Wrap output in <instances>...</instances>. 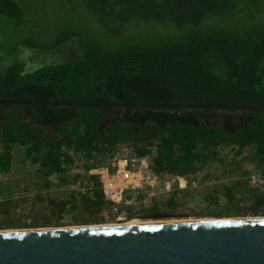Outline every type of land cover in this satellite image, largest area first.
<instances>
[{
    "label": "trees",
    "instance_id": "trees-1",
    "mask_svg": "<svg viewBox=\"0 0 264 264\" xmlns=\"http://www.w3.org/2000/svg\"><path fill=\"white\" fill-rule=\"evenodd\" d=\"M59 1L78 2L105 34L90 37L69 28L46 43L23 39L19 46L42 50L75 40L81 53L33 71L26 70L22 62L0 71V100L65 103L0 105V175L13 176L6 186H0V228L26 227L15 210L29 200L31 206L35 199L45 198L49 215L57 217L56 225L74 210H78L76 215L90 217L74 222L97 223L109 203L95 176L87 173L113 158L121 147L139 157L149 156L155 173L186 181L196 179L207 167L219 168L213 186L206 190L173 187L166 198H154L148 208L129 213L128 221L144 213L184 216L178 213L193 210L189 203L197 198L206 201L205 209L213 207L204 216H264V189L251 188L245 178L248 171L240 165V160L253 164L264 175V109L215 108L264 106V17L254 21L252 11L264 9V0ZM242 5L246 9L239 27L220 25L172 38L128 32L114 43L109 39L126 32L133 21L136 26L171 23L182 32L205 18L234 16ZM0 16L15 26L27 21L16 0H0ZM70 102L173 107L117 108ZM230 113L246 116L241 127H223L222 118ZM108 120L112 122L104 125ZM76 158L92 162L72 175ZM24 162L37 166L33 184L39 188H46L48 178L56 176L58 185L79 183L77 187L84 191L69 189L61 200L46 194L28 196L29 185L23 180L20 190L21 180L12 171ZM41 226L50 227L52 222L47 218Z\"/></svg>",
    "mask_w": 264,
    "mask_h": 264
},
{
    "label": "water",
    "instance_id": "water-1",
    "mask_svg": "<svg viewBox=\"0 0 264 264\" xmlns=\"http://www.w3.org/2000/svg\"><path fill=\"white\" fill-rule=\"evenodd\" d=\"M61 105L56 101L0 100V105ZM68 105L166 109L165 104L79 103ZM188 107H196L189 105ZM206 107V106H197ZM264 109V106H215ZM112 120L104 122L111 123ZM224 128H227L223 124ZM239 128L241 124L229 129ZM160 213L142 215L161 219ZM0 264H264V216L132 226L0 230Z\"/></svg>",
    "mask_w": 264,
    "mask_h": 264
},
{
    "label": "rangeland",
    "instance_id": "rangeland-1",
    "mask_svg": "<svg viewBox=\"0 0 264 264\" xmlns=\"http://www.w3.org/2000/svg\"><path fill=\"white\" fill-rule=\"evenodd\" d=\"M23 8L25 12L26 20L25 24L22 26H15L11 21L6 19L3 16H0V71H3L8 65L15 62H22L24 64V68L28 71H33L43 65L51 64V63H59L63 61H67L68 59L75 58L80 55L81 50L77 45L75 40H72L64 45H61L57 48L53 49H38L31 48L25 46H19L18 43L23 39H33L38 43H46L52 40L58 32L64 29H74L76 32H82L86 36L90 37H104V29L99 24V22L89 14L83 6H81L76 1H68L66 3H61L59 0H16ZM242 10L234 16H226L224 19L222 17H209L205 18V20L199 25H189L182 32L178 31L174 28L171 23H157V22H149V23H140L136 26L135 21L130 22L128 24V28H126V32L124 31L122 34L117 36H109L110 41L113 42L114 39H122L123 37H127L125 34L128 32L130 35H141L144 36H154V38H172L178 35L192 34L201 30H205L208 28H212L220 25H228L230 27H239L241 23H243V13L246 8L244 5L241 6ZM254 14H256L254 21H257L258 18L264 17V9L258 8L256 10H252ZM251 11V12H252ZM260 14V15H258ZM132 25V26H130ZM135 25V26H133ZM155 27V28H154ZM119 42V40H118ZM114 43V42H113ZM19 46V48L17 47ZM233 113H230L231 115ZM239 115V113H235ZM130 152V150L126 148H119L116 156H123ZM113 157V158H114ZM112 158L106 159L102 164L108 163ZM89 162L86 159L76 158L74 165L71 167L70 174H74L76 172H82L85 165ZM101 165V164H99ZM240 165L242 169H246L247 175L251 174H259L261 175V170L257 169L253 164H248L243 160H240ZM36 167L35 165H31L30 162L19 163V168L16 170H12L19 176L21 180L20 190L22 189L23 180L29 185V190L27 192L28 196H33L34 194H43L49 197L57 198L61 200L63 198L62 194L68 192L69 189H79L84 191L83 188H78V184L76 185H58V178L56 176H51L48 178V184L46 188L42 189L39 186L33 184L36 180ZM241 169H238L240 172ZM11 171V172H12ZM13 174V173H10ZM211 175V176H210ZM219 175V168L217 166L207 167L205 168L196 179H191L186 181L185 183L181 182L182 187L185 185L186 188L188 185L193 188H197L198 190H206V186H213L216 184L215 178ZM30 176V177H28ZM10 175H0V186H6L8 183V179L12 178ZM166 177V176H164ZM248 178V177H245ZM39 183L41 181L39 180ZM173 187H179V181L174 178L170 190L167 192H158L154 195L152 199L161 200L166 198L168 194L171 192ZM248 188H250L248 186ZM252 188V187H251ZM264 188L259 186L257 190L261 192ZM24 193V191L22 192ZM44 197V196H43ZM146 201L152 202L150 196H145ZM205 200L202 198H197L195 201L189 203V206L194 207L191 209H184L183 212L178 214H182L184 216L190 215L188 218L184 216H166L161 219H148L145 220L141 218L142 215L148 214H139L133 217V219L129 220H115L113 215L108 211H103L99 215L98 222L95 224H81L74 222L75 220H87L90 217L84 214L77 213L78 210H74L68 214H65L63 218L59 221L58 225H56L57 217L55 215H49V207L47 205L46 198L41 201L39 199H35L33 205L30 206L31 200L22 204V206L18 207L15 210L16 217L21 219V224H25L26 227L22 228H0V230L5 229H41L48 228L45 226H41L45 219H49L52 222V226L49 228H73L79 226H116L123 225L127 226L133 220L140 221V224H154L157 222L161 223H169V222H185V221H194V220H210L214 217L204 216V213L210 212L213 210V207H207L205 209ZM32 207L31 209H29ZM81 212V211H80ZM48 216V217H47Z\"/></svg>",
    "mask_w": 264,
    "mask_h": 264
},
{
    "label": "built area",
    "instance_id": "built-area-1",
    "mask_svg": "<svg viewBox=\"0 0 264 264\" xmlns=\"http://www.w3.org/2000/svg\"><path fill=\"white\" fill-rule=\"evenodd\" d=\"M87 174L95 176L99 182L102 194L109 203L104 211L111 213L115 220H125L129 213L148 208L151 202H147L145 196H150L152 200L158 192L169 191L174 178L179 181L180 189L185 187L180 186V180L186 182L182 177L155 173L149 156L139 157L131 151L92 167ZM247 177L250 187L264 186V175L251 174Z\"/></svg>",
    "mask_w": 264,
    "mask_h": 264
},
{
    "label": "flooded vegetation",
    "instance_id": "flooded-vegetation-1",
    "mask_svg": "<svg viewBox=\"0 0 264 264\" xmlns=\"http://www.w3.org/2000/svg\"><path fill=\"white\" fill-rule=\"evenodd\" d=\"M234 119H236L238 121L236 123V125L238 123L239 124H242V123H244V121L246 119V116L245 115H242V114H240V115H234V116L233 115H224L223 118H222V122H223V124L226 125L227 128H230L231 127V123H232V125H235V123L233 122Z\"/></svg>",
    "mask_w": 264,
    "mask_h": 264
},
{
    "label": "bare ground",
    "instance_id": "bare-ground-1",
    "mask_svg": "<svg viewBox=\"0 0 264 264\" xmlns=\"http://www.w3.org/2000/svg\"><path fill=\"white\" fill-rule=\"evenodd\" d=\"M181 182L184 183V181L182 179L180 180V186L182 187ZM145 220H148V219H145ZM157 223H159V222H157ZM157 223H154V224H157ZM132 225H143V224H140V221H137V220H133V221H131L130 223L127 224V226H132Z\"/></svg>",
    "mask_w": 264,
    "mask_h": 264
}]
</instances>
